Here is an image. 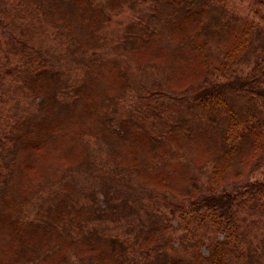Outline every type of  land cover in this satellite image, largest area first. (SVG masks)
Wrapping results in <instances>:
<instances>
[{"label": "trees", "instance_id": "16d2710c", "mask_svg": "<svg viewBox=\"0 0 264 264\" xmlns=\"http://www.w3.org/2000/svg\"><path fill=\"white\" fill-rule=\"evenodd\" d=\"M220 1L0 0V264H264V0L245 18ZM111 180L130 195L102 205ZM11 191L53 198L25 221Z\"/></svg>", "mask_w": 264, "mask_h": 264}, {"label": "rangeland", "instance_id": "374dc122", "mask_svg": "<svg viewBox=\"0 0 264 264\" xmlns=\"http://www.w3.org/2000/svg\"><path fill=\"white\" fill-rule=\"evenodd\" d=\"M216 3L219 4L220 6H224V2H222V1H220L219 3L218 2H216ZM229 5H230V7H228V8H230L229 11H231V12L235 11L242 18H245L246 16H249L251 14L252 0H229ZM132 20H133V17L129 14H126V15H124V19H123L121 25H117L115 28H108L106 30V32H107L106 36L108 37V44H106L105 48L102 50V51H104V54H106L107 56H110V54L113 53L112 50L116 49V48H114L115 46H119L118 48L122 49L127 44V41L125 40L124 37L122 39H118L119 36H117V33L120 32V35L122 36V33L124 32L126 26L128 24H130V22ZM168 68H169V66H168ZM173 68H172V66L170 67V69H173ZM167 72H169V70H167ZM10 96H17V95L10 94ZM175 96H176V98L179 96V91L176 93ZM11 98H13V97H11ZM13 104L14 103H11V105L10 104L7 105L6 108L1 107L0 111L3 112L4 114H10L13 112V114L16 115L17 109L14 107ZM138 105H139V103H138L137 98L134 95H132L131 93H129L126 101L121 102L119 109L113 108V109H111V112L113 113V115L116 114V115H122V116L126 117L129 114V111L136 112ZM12 108H13V110H12ZM24 108H25L24 106L22 107V109L19 107V111H23ZM32 109H35L34 106H32V105L29 108H27L28 111H32ZM37 116H39V115H37ZM83 117L84 116L79 115L76 118L72 119L70 122L71 123H79V121L85 120V119H83ZM11 121H12L11 117H4L0 120V122H11ZM32 121H34V120H32ZM18 123H20V122L18 121ZM86 123H87V121H86ZM187 127H189V125ZM195 131L197 134L199 133L200 135H202V137L204 136L203 129L199 132L198 128H196ZM127 140H128V144H125V145H129L130 143L134 142L133 138L130 140L129 139H127ZM92 141H95V139H92ZM108 142H109L110 146L115 148V146H114L115 144L113 143L111 138H108ZM54 145H55V142L54 143L52 142L51 146L54 147ZM110 146L105 144L103 146V148L106 151L111 152ZM243 153H245V151ZM22 154H24V153H22ZM68 156L69 155H67V157ZM28 157L29 156H26V157L24 156V158H27V159H28ZM101 160H102V164L105 165L107 167V169H112L115 167L114 163H108L104 157H101ZM121 160H122L124 165L126 163H129V159L127 156H123L121 158ZM52 164H55V163H52ZM56 164H58V163L56 162ZM191 165H192V163L189 165L190 170L192 169ZM250 166L251 165L249 163H243L242 160H239L238 162H235V165L231 168L232 170L229 172V174L231 175V177H233V179H231L229 181L227 188L230 189V188L235 187L234 191H236L235 193L238 194L239 199H245L246 200L248 198V195L245 194V190L248 188L246 185V176L248 174L247 168H249ZM15 168L18 169L17 167H15ZM255 173H252V174L254 175ZM23 174H24L25 178L27 179V181L29 179L32 180V178L34 177V174L32 172H23ZM237 175H239V176L243 175V178H240V179L236 178ZM15 176H20V174L15 173ZM261 176H262V173H261V170H259L254 175V177L249 174L247 177L248 178L247 180L254 181L257 178H261ZM51 180L55 181L56 179L51 176ZM16 182H18V181H16ZM34 182H37V181H34ZM41 182L43 184L50 183L47 179H45V180L43 179ZM22 184H24V182H22ZM91 187H94L92 189L93 191L99 189L98 186H91ZM101 188H104V191H103L104 194L102 195V197H100V199L102 201V205H106V206L111 204L110 201L120 202L123 199H125V201H126L130 195V193H125V191H123L121 186L117 185V183L114 182L113 180H111L110 182H106L104 187L102 184ZM11 194L13 195V198H15L16 202L19 203V205H20L17 208V210L19 211L22 207L24 208V213H23L22 217L25 219V221H27L29 219L28 216L35 215V212H36L39 204L45 205V204H47L49 199L53 198V196L49 197V195H43L42 198L34 197L33 194L29 191L21 193L18 198L16 197V194L13 191H11ZM89 194L90 193L86 194V196ZM92 198H93V195H91V199ZM248 203L250 204L251 202H248ZM249 204H245L248 207V208L246 207L247 210H251V209L253 210V208H254V206H252L253 204H251V205H249ZM166 205L167 204L164 203V205L162 206V208H165V210H167ZM125 210H126V214H127V218L124 219L125 221L129 220V218L131 217L130 221L132 223L133 221H136L139 218L138 216H133L135 214V212L130 213L127 209H125ZM13 214H16V213H13ZM243 215H247V213H245V210L243 211ZM251 217H252V219H254L255 218L254 214H252ZM118 229L121 230V228H118ZM137 230H138V227H135V228L125 227V232L128 234H130L131 232L134 234V233H136ZM8 232H9V234H12V229H9ZM259 234H260L259 235L260 238L264 239V226L261 228V231H259ZM205 252H207V250ZM245 260L239 261L236 258H234L233 260L229 261V264H244L243 261H245Z\"/></svg>", "mask_w": 264, "mask_h": 264}]
</instances>
